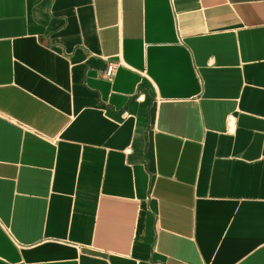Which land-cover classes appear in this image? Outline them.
Here are the masks:
<instances>
[{"label":"crops","instance_id":"crops-1","mask_svg":"<svg viewBox=\"0 0 264 264\" xmlns=\"http://www.w3.org/2000/svg\"><path fill=\"white\" fill-rule=\"evenodd\" d=\"M0 264H264V0H0Z\"/></svg>","mask_w":264,"mask_h":264},{"label":"built area","instance_id":"built-area-1","mask_svg":"<svg viewBox=\"0 0 264 264\" xmlns=\"http://www.w3.org/2000/svg\"><path fill=\"white\" fill-rule=\"evenodd\" d=\"M113 69H114V67L112 66V64L108 63L107 64V67L105 69V75H106V77H110L111 76V74L113 72Z\"/></svg>","mask_w":264,"mask_h":264}]
</instances>
